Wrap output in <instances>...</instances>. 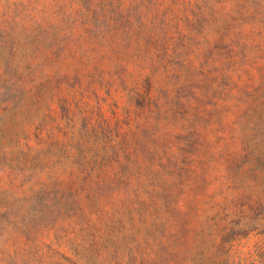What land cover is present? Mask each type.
<instances>
[{
    "label": "rangeland",
    "instance_id": "1",
    "mask_svg": "<svg viewBox=\"0 0 264 264\" xmlns=\"http://www.w3.org/2000/svg\"><path fill=\"white\" fill-rule=\"evenodd\" d=\"M120 1L0 0V264H264V188L240 206L228 182L264 134V0H122L133 42L160 38L126 73L153 78L145 109L100 37ZM233 56L239 102L213 83Z\"/></svg>",
    "mask_w": 264,
    "mask_h": 264
},
{
    "label": "trees",
    "instance_id": "2",
    "mask_svg": "<svg viewBox=\"0 0 264 264\" xmlns=\"http://www.w3.org/2000/svg\"><path fill=\"white\" fill-rule=\"evenodd\" d=\"M112 1L113 0H110V2ZM114 1L116 2V0ZM113 5L114 3H111L109 5L105 4L102 7L101 19H105V23L107 24V26H104L103 28H107L108 30L106 35L101 36L100 34V37L105 41L109 40L108 46L111 48L110 52L115 60V63L113 64L114 69L116 70L114 72V75L117 78L118 86L126 94L130 104L136 103L143 109H145L144 107L146 106L152 105L155 107H160V104L163 100L162 97L158 96L157 98H153L151 96L153 88L152 77L145 78L144 82H146V90L144 93H142L141 90L138 88L139 82L133 81L132 83L134 86L130 88L128 77L126 76L128 67L130 66V60L134 57L135 60H138V58H143V60L146 62L148 60L153 61L152 63H155V60L163 61V57H161V52L159 51V47H161L160 38L153 35V39L150 40L148 43L143 44L142 42H138V44L133 42L130 36V19L133 16V10L121 9L123 5L122 0L120 1V3L117 4V7H114ZM165 18L163 19V21H165ZM13 26L16 27L15 24ZM103 28H100L101 33L103 31ZM9 37L12 38V41L7 42V44H12L14 46V41L17 36H12V34H10ZM118 37H121L123 39H120ZM136 41L141 40L136 39ZM131 51H133L134 55H131ZM152 53H155L156 56L151 57ZM119 61H122V63H119ZM228 64L229 68L232 69L226 75L218 74V76L214 78L213 83L218 84L220 80L224 79V81L228 82L231 90L230 100H237L239 102L241 100L240 98H238V96L244 91V89L240 88L239 82H235V78L237 77L238 80L242 79L244 75V63L241 60L240 62H237V58L233 56L229 58ZM155 71L156 69H154V75ZM235 90L241 91L238 96L234 95ZM256 115L257 113L256 111H254L253 117ZM248 116V113L245 114V117ZM246 128L252 133L251 137L246 142V148L244 149L246 154L243 155L238 152H235L230 145L231 155L228 166V182H230L232 187L230 196L232 197L233 201H235L240 206L244 205L245 199H249V196L245 195L247 194L250 188H264V165L261 167L256 165L258 161L264 158V151L262 148L264 141L262 139L264 137V134L262 133L263 129L260 128L259 122L253 123L251 121H249ZM233 143L234 142H232L231 144ZM244 185H247V188L249 189L245 188ZM114 189L115 187L112 184L100 185L92 187L91 192H94L98 195H103V193ZM151 191L153 193L154 188ZM236 193H238V195ZM172 194L173 187H167L165 189V195L167 196V199L171 198ZM216 218L217 216H215L213 219L216 220ZM215 226L217 227V224H215Z\"/></svg>",
    "mask_w": 264,
    "mask_h": 264
}]
</instances>
